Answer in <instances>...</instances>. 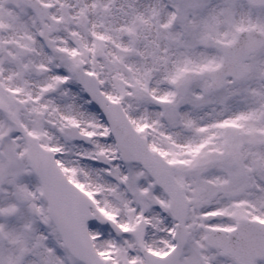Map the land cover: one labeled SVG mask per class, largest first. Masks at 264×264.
I'll return each instance as SVG.
<instances>
[{
    "label": "snow or ice",
    "instance_id": "1",
    "mask_svg": "<svg viewBox=\"0 0 264 264\" xmlns=\"http://www.w3.org/2000/svg\"><path fill=\"white\" fill-rule=\"evenodd\" d=\"M0 264H264V0H0Z\"/></svg>",
    "mask_w": 264,
    "mask_h": 264
}]
</instances>
